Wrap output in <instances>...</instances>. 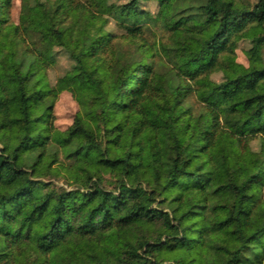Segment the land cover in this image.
I'll return each mask as SVG.
<instances>
[{"label": "trees", "instance_id": "16d2710c", "mask_svg": "<svg viewBox=\"0 0 264 264\" xmlns=\"http://www.w3.org/2000/svg\"><path fill=\"white\" fill-rule=\"evenodd\" d=\"M13 4L0 264H264V0H22L19 23Z\"/></svg>", "mask_w": 264, "mask_h": 264}, {"label": "rangeland", "instance_id": "374dc122", "mask_svg": "<svg viewBox=\"0 0 264 264\" xmlns=\"http://www.w3.org/2000/svg\"><path fill=\"white\" fill-rule=\"evenodd\" d=\"M145 5L146 8H150L153 12H156L158 10V6L155 2H147ZM21 10L22 0H14L11 12V20L13 22H20L22 14ZM166 42H168V40ZM250 46L251 43L248 39H242L237 49V60L245 65L249 64L247 50ZM56 50L57 53L55 56V60L47 67V74L52 84H54L60 76L65 74V72L71 69V67L73 66V62L62 48H58ZM163 56H165L164 53ZM164 59L166 63H168L167 58L164 57ZM214 77L218 79L220 78V75L216 74L214 75ZM82 90H84V93H87L88 91L87 88H83ZM80 108L81 105L79 99H77L71 91H62L55 107L56 125H58L61 129H66L73 123L75 114L80 110Z\"/></svg>", "mask_w": 264, "mask_h": 264}]
</instances>
